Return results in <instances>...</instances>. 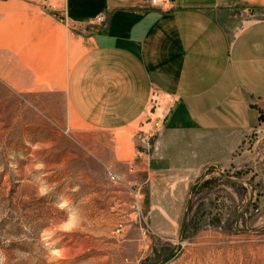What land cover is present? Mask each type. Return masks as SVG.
<instances>
[{
	"label": "rangeland",
	"instance_id": "rangeland-1",
	"mask_svg": "<svg viewBox=\"0 0 264 264\" xmlns=\"http://www.w3.org/2000/svg\"><path fill=\"white\" fill-rule=\"evenodd\" d=\"M157 116L93 130L63 91L0 78V264H264V130L220 135L182 189L152 191L126 161L145 166Z\"/></svg>",
	"mask_w": 264,
	"mask_h": 264
},
{
	"label": "crops",
	"instance_id": "crops-1",
	"mask_svg": "<svg viewBox=\"0 0 264 264\" xmlns=\"http://www.w3.org/2000/svg\"><path fill=\"white\" fill-rule=\"evenodd\" d=\"M263 8L264 0H0V78L17 91H63L74 117L103 132L139 122L154 92L168 95L160 133L132 156L145 166L127 159V177L179 190L218 156L220 135L264 130Z\"/></svg>",
	"mask_w": 264,
	"mask_h": 264
},
{
	"label": "built area",
	"instance_id": "built-area-1",
	"mask_svg": "<svg viewBox=\"0 0 264 264\" xmlns=\"http://www.w3.org/2000/svg\"><path fill=\"white\" fill-rule=\"evenodd\" d=\"M169 2L170 0H151L152 4L160 3L161 5L168 4ZM168 98H169L168 95H164L159 92H154L150 99L149 108H148L149 113L150 112L152 113L154 112L155 114L158 113L157 117H161L162 122L167 112L166 103ZM112 177L116 181L121 179V176H119L118 174H114Z\"/></svg>",
	"mask_w": 264,
	"mask_h": 264
}]
</instances>
